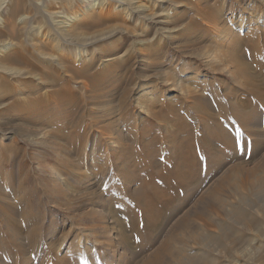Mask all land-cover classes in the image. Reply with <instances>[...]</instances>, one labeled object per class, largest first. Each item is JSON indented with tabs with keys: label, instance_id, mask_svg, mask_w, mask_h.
Returning <instances> with one entry per match:
<instances>
[{
	"label": "rangeland",
	"instance_id": "1",
	"mask_svg": "<svg viewBox=\"0 0 264 264\" xmlns=\"http://www.w3.org/2000/svg\"><path fill=\"white\" fill-rule=\"evenodd\" d=\"M7 1L0 223L24 220L11 204L44 222L39 253L1 226L8 263L264 264V0H152L128 26L96 6L62 66L32 45L47 52L50 13L85 4L25 0L13 19ZM87 228L97 251L76 248Z\"/></svg>",
	"mask_w": 264,
	"mask_h": 264
},
{
	"label": "bare ground",
	"instance_id": "2",
	"mask_svg": "<svg viewBox=\"0 0 264 264\" xmlns=\"http://www.w3.org/2000/svg\"><path fill=\"white\" fill-rule=\"evenodd\" d=\"M15 1V0H14ZM24 1L25 0H17V4L15 5V7L12 9V12H11V14H8L9 16H12V17H14L13 19H15V18H17L16 16L17 15H19V13L21 12V8H23L24 7ZM56 1V0H55ZM68 1H70V0H68ZM78 1H80V2H83L85 5H84V9L85 10H83V12H82V14L80 13V14H77V13H70V14H66V13H64V11H62L61 9L59 10V11H52V10H49L51 13H50V15H51V17H52V19H54V23L56 22L57 24H56V26H57V28L55 27V29H54V31H55V34H56V38H54V39H51L52 41H49V42H47L48 43V45H47V47H46V49H48V51L47 52H44V51H42V48H44V46L46 45H43L42 43H35V44H33L32 45V47H33V51L36 53V55L38 56V57H40L41 59H43V60H46L47 59V62H51L52 64H55V65H60V66H62V64H63V62H61L62 61V58H60L59 57V55H63V54H65L66 55V52H67V48L69 47L68 45L69 44H71V40L73 39V38H75L76 36H78L79 35V30L81 29V25H82V22H85V20H87V19H89V16L93 13V12H95V8H96V6H99V7H101L102 8V11L105 9V8H107V15H106V19L107 20H113V21H117L118 23L119 22H122L125 26H128V19L131 21V20H135V18H144L145 20H148L149 22H151V20H152V18L154 19V15H151V14H149V8H150V6L152 5H149L150 3H151V1L152 0H133V2L131 1V0H129V2H130V4H127V3H125L126 1H124V2H122V5L123 4H125L126 5V7L124 8V9H122V11H115V10H113V9H109L108 7H110L111 6V1L110 0H100V2L99 3H95V1H97V0H78ZM119 1V0H118ZM7 0H0V35L2 34L3 35V33H5L4 31H5V25L8 23H6V19L4 18V15H6L7 14V12H8V6H9V4H7ZM13 2V1H12ZM16 2V1H15ZM79 2V3H80ZM120 2V1H119ZM118 2V3H119ZM153 2V1H152ZM155 2H157V1H155ZM158 2H160V1H158ZM14 3V2H13ZM74 3V2H73ZM76 3V2H75ZM154 3V2H153ZM27 4V3H26ZM61 4H62V2H61ZM72 4V3H71ZM77 4V3H76ZM121 4V3H120ZM38 5H39V3H38ZM72 5H75V4H72ZM71 5V6H72ZM12 6H13V4H12ZM30 6V5H29ZM62 6H63V4H62ZM61 6V7H62ZM70 6V7H71ZM77 6V5H76ZM81 6V5H80ZM31 7V6H30ZM66 7V6H65ZM153 7V6H152ZM44 8V7H43ZM69 8V7H68ZM83 8V7H82ZM115 8V7H114ZM64 9V8H63ZM67 9V8H66ZM88 9V10H87ZM154 9V8H153ZM25 10V9H24ZM24 10H23V12H24ZM72 10V9H71ZM78 10V9H77ZM82 10V9H81ZM9 11H10V9H9ZM27 11V10H26ZM73 11V10H72ZM76 11V10H75ZM74 11V12H75ZM80 11V10H79ZM66 12V11H65ZM35 13V12H34ZM44 13V12H43ZM47 13H48V11H47ZM101 13V12H100ZM20 14H23V13H20ZM36 14H38V13H36ZM8 15H7V17H8ZM49 15V14H48ZM104 16V15H103ZM122 16H123V18H122ZM21 17V16H20ZM37 17V16H36ZM157 17V16H156ZM10 18V17H9ZM93 18V17H92ZM101 18H102V16H101ZM13 19L11 18V20H12V22H14L13 21ZM22 19V23H24L25 24V22H27L26 20L28 19L27 18V16H24V17H22L21 18ZM9 19H7V21H8ZM17 20V19H16ZM15 20V21H16ZM32 20V19H31ZM57 20V21H56ZM84 20V21H83ZM18 21V20H17ZM165 21V20H164ZM30 22V21H29ZM28 22V23H29ZM165 23V22H164ZM15 24H16V22L15 23H13L12 25L13 26H15ZM30 24H31V22H30ZM86 24V23H85ZM140 24V23H139ZM4 25V26H3ZM7 25H11V24H7ZM26 25V24H25ZM28 25V24H27ZM47 25V24H46ZM7 27V26H6ZM10 27H12V26H10ZM16 27V26H15ZM54 27V26H53ZM135 27V26H134ZM9 28V27H8ZM50 28V27H49ZM83 28V27H82ZM12 29V28H11ZM49 30V29H48ZM52 30V29H51ZM85 30V29H84ZM83 30V31H84ZM12 31H13V29H12ZM50 31V30H49ZM53 31V32H54ZM81 31V30H80ZM224 31V30H223ZM8 32V31H7ZM11 32V31H10ZM14 32V31H13ZM12 32V33H13ZM51 32V31H50ZM215 34H216V36H221L222 37V39H224L225 37H227V35L228 34H223V32L222 31H217V32H215ZM231 34V33H230ZM1 35V36H2ZM46 35V34H45ZM48 35V34H47ZM5 36H6V33H5ZM4 36V37H5ZM51 36V34L49 35V37ZM3 37V39H5ZM105 38V37H104ZM166 38V37H165ZM47 39V38H46ZM221 42H223V41H218V43H217V45L216 46H220V44H221ZM231 42H233V41H231ZM86 43V42H85ZM92 43V42H91ZM73 44V43H72ZM96 44V43H95ZM223 44V43H222ZM231 44H233V43H231ZM235 44V43H234ZM75 45V44H74ZM71 46V45H70ZM81 46V45H80ZM84 46H85V44H84ZM84 46H83V48H84ZM13 47V44L11 45V44H7V43H5V44H2V43H0V52H3V50H6V49H10V48H12ZM73 53V52H72ZM235 54V53H234ZM232 56V55H231ZM231 56H230V62H232L231 60ZM19 55L17 54V55H15V56H13V57H11V59L12 60H18L19 59ZM233 58V57H232ZM234 60V59H233ZM228 63H229V61H228ZM233 63V62H232ZM232 63H229V64H232ZM2 67V66H1ZM0 67V68H1ZM228 67V66H227ZM6 70H9V69H6ZM6 72V71H5ZM113 72V71H112ZM16 74V73H15ZM18 74V73H17ZM12 75H14V73L12 74ZM16 76V75H15ZM18 76H20L19 74H18ZM102 79V78H101ZM98 81V80H97ZM103 81V80H102ZM113 110V109H112ZM236 111V110H235ZM100 112V111H99ZM102 112V111H101ZM239 113V112H238ZM108 114H110V113H108ZM236 114V113H235ZM102 118V117H101ZM98 125V124H97ZM109 135V134H108ZM115 147V146H114ZM70 167V166H69ZM84 178H86V177H84ZM75 180V179H74ZM78 180V179H77ZM84 180V179H83ZM80 181V180H79ZM55 184H57L56 182H55ZM80 184V183H79ZM84 184V183H83ZM74 186V185H73ZM14 188V187H13ZM16 189V188H15ZM83 189V188H82ZM128 189H130V188H128ZM14 190V189H13ZM12 190V191H13ZM69 191V190H68ZM16 192H17V190H16ZM22 192H23V190H22ZM2 194H4L3 193V191H2ZM33 194V193H32ZM1 195V194H0ZM6 195V194H5ZM17 195H18V193H17ZM96 196V195H95ZM1 197V196H0ZM75 197V196H74ZM3 198V197H2ZM24 198V197H23ZM29 198V197H28ZM31 198V197H30ZM30 198H29V200H30ZM100 198V197H99ZM3 199H6V198H3ZM10 199H11V197H10ZM22 199V198H21ZM11 201V200H10ZM22 201H24V200H22ZM1 202H2V200H1ZM4 202H5V200H4ZM6 202H8L7 201V199H6ZM15 202V201H14ZM19 202H21V201H19ZM9 203V202H8ZM30 203V202H29ZM6 204V203H5ZM25 204H26V202H25ZM30 205H31V203H30ZM4 206H6V205H4ZM19 206V205H18ZM10 210L12 213L13 212H15V214H17V212L18 213H20L21 214V212H22V216L21 217H24V218H22V219H24V220H22V221H20V222H18V221H16L15 219H14V222H13V224L11 225V224H8V223H6V222H1L0 223V229L4 226V228H5V230H6V232L9 234V236H11V240H12V242H13V244H17V246H18V249L17 250H19L18 252H21L22 254L25 252V253H27L28 252V250H31L30 251V253H39L40 252V249L37 247V245H38V243H39V241H42V235L40 234H38L37 233V226H39L40 225V223L42 224V226L44 225V222H43V219H39V221L37 220V221H35L34 223H31V222H33V221H31L30 220V216H31V211L29 210H23L24 208H21L19 211L15 208V207H13L12 206V204L11 205H7V210ZM234 213V212H233ZM14 215V214H13ZM19 215V214H18ZM17 215V216H18ZM16 216V215H15ZM11 217V216H10ZM13 217V216H12ZM20 217V216H19ZM28 217H30L29 219H28ZM33 217V216H32ZM86 217V216H85ZM88 218V217H87ZM28 219V220H27ZM37 219V218H36ZM11 220H13L12 218H11ZM18 220V219H17ZM246 220V219H245ZM2 224V225H1ZM85 224V223H84ZM244 225V224H243ZM2 226V227H1ZM36 226V227H35ZM74 226V225H73ZM114 226V225H113ZM117 227V226H116ZM44 229V228H43ZM113 229H115V228H113ZM45 230V229H44ZM91 230V229H90ZM88 228L87 229H84L82 232H81V234H79L78 235V237H77V239H76V242H77V245H76V248H78L79 250H81L82 251V249L84 250H86L87 251V248H92L93 249V251H97V249H95L93 246H88V244L90 243V240H89V238H93L94 237V232L93 231H90ZM41 231V230H40ZM43 231V230H42ZM3 232V231H2ZM55 232V231H54ZM231 232V231H230ZM4 233V232H3ZM22 233H26V238L27 239H30V246L29 247H27V248H24V246L21 244V243H19V239L21 240L22 238H20V237H22ZM43 233V232H42ZM5 235V234H4ZM44 235V234H43ZM96 235V234H95ZM47 236V235H46ZM50 237V236H49ZM216 237V236H215ZM2 237H1V235H0V250H1V248H2V239H1ZM47 238V237H46ZM65 238H66V236H65ZM83 238V239H82ZM80 239H82V243H79V240ZM228 239H229V237H228ZM25 240V239H24ZM44 241H45V239H43ZM47 240V239H46ZM52 240V239H51ZM65 239H63V241L60 243V244H58V248H56L57 250H59V252H60V250H65V245H64V242L66 243V241H64ZM5 241V240H4ZM218 241H220V240H218ZM15 242H18V243H15ZM51 242V241H50ZM103 242V241H102ZM9 243V242H8ZM26 243V242H25ZM23 244H24V242H23ZM40 244V243H39ZM107 244V243H106ZM4 245V244H3ZM21 245V246H20ZM24 245H26V244H24ZM28 245V244H27ZM69 245V244H68ZM67 245V246H68ZM165 245V244H164ZM107 246V245H106ZM223 246V245H222ZM51 247H56L55 246V244L53 243V244H51L50 245V248ZM72 247V245L71 246H69V247H67V251H69V249ZM228 247V246H227ZM110 248V247H109ZM4 247H3V251H4ZM6 250V249H5ZM15 250V249H14ZM162 250V249H161ZM2 250L0 251V264H9L8 262H9V260H10V258H12L11 257V255H13V253H11L10 254V252L9 251H7L8 253H3V254H1V252H3ZM29 253V254H30ZM15 255H18V254H15ZM35 255V254H34ZM20 257V256H19ZM206 259V261L208 260L207 258H205ZM215 259V258H214ZM57 260H58V257H57ZM23 261V260H22ZM215 261V260H214ZM12 262V261H11ZM10 262V263H11ZM16 262H18V260L16 261ZM33 262V261H32ZM46 262V261H45ZM48 262V261H47ZM201 262V261H200ZM34 263V262H33ZM208 263V262H207ZM212 263V262H211ZM210 263V264H211ZM11 264H13V263H11ZM15 264H19V263H15ZM42 264V263H41ZM48 264V263H47ZM214 264V263H213Z\"/></svg>",
	"mask_w": 264,
	"mask_h": 264
}]
</instances>
